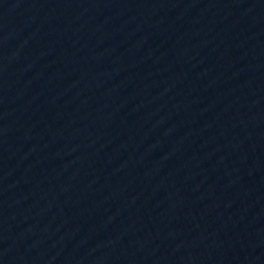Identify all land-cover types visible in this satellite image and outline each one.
I'll use <instances>...</instances> for the list:
<instances>
[{"label": "water", "instance_id": "water-1", "mask_svg": "<svg viewBox=\"0 0 264 264\" xmlns=\"http://www.w3.org/2000/svg\"><path fill=\"white\" fill-rule=\"evenodd\" d=\"M0 264H264V0H0Z\"/></svg>", "mask_w": 264, "mask_h": 264}]
</instances>
